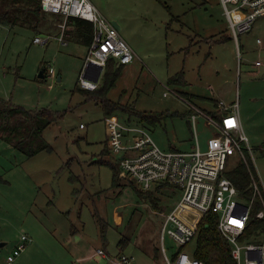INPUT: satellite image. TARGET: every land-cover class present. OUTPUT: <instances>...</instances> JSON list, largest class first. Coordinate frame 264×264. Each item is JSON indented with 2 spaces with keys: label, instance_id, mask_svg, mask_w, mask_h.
Masks as SVG:
<instances>
[{
  "label": "rangeland",
  "instance_id": "374dc122",
  "mask_svg": "<svg viewBox=\"0 0 264 264\" xmlns=\"http://www.w3.org/2000/svg\"><path fill=\"white\" fill-rule=\"evenodd\" d=\"M90 2L119 24L121 36L137 55L109 91L110 100L141 112L163 113L160 123L143 125L161 149L182 151L193 149L198 140L205 150L215 131L192 105L207 113L216 109L215 101L237 103L264 185V18L235 39L221 0ZM44 19L47 24L38 30L0 25V99L62 115L44 131L51 150L35 156L0 138V264H53L51 255L68 256L71 248L77 256L79 248L96 252L85 264H125L124 255L136 264H166L161 213L179 205L181 191L171 186L159 190L157 208L117 165L120 157L106 142L101 100L78 90L88 47L74 30L69 45L63 46L56 33L65 18ZM51 23L55 28L48 31ZM36 37L48 42L36 43ZM43 66L46 77L41 79ZM177 74L183 83L173 85L170 79ZM123 113L117 115L128 119ZM236 161L233 157L229 165ZM116 173L123 187L114 186ZM185 210L181 207L179 213ZM72 224L81 233L71 238ZM24 234L29 238L26 248L9 263ZM123 238L129 241L122 249ZM163 244L169 256L179 250L168 234Z\"/></svg>",
  "mask_w": 264,
  "mask_h": 264
},
{
  "label": "built area",
  "instance_id": "2783aa9c",
  "mask_svg": "<svg viewBox=\"0 0 264 264\" xmlns=\"http://www.w3.org/2000/svg\"><path fill=\"white\" fill-rule=\"evenodd\" d=\"M41 3L45 14L65 18V23L59 25L58 38L63 46L69 44L70 18H82L93 24L94 39L78 79L81 90H98L110 61L113 60L117 67L127 66L137 57L113 22L104 17L90 0H41ZM221 4L235 39L241 33L252 31L253 24L259 18H264V0H221ZM34 42L43 44L48 40L36 37ZM218 108L216 112L220 119L191 106L198 114L204 115L207 124L215 130L208 138L205 150H202L199 140L190 151L163 150L146 126L116 114L104 118L112 153L120 157L117 164L130 178L136 180L146 192L164 183L181 191L179 205L161 213L164 219L162 242L168 234L179 249L169 256L162 243L166 264H206L194 257L197 251L195 241L199 224L210 213L218 217V230L231 248L230 264H264V230H257L255 238L246 237L251 213L257 202L260 209L256 219L264 221V186L259 175L255 177L250 169L248 154L254 166L256 157L244 131L238 104L219 101ZM196 119L197 116L193 114V123ZM233 157L241 159L250 169L251 199L245 198L226 175ZM181 207L188 210L179 213ZM21 238L13 255L8 257L9 263L14 262L27 246L29 238L25 234ZM121 261L131 264L133 258L124 255Z\"/></svg>",
  "mask_w": 264,
  "mask_h": 264
},
{
  "label": "trees",
  "instance_id": "16d2710c",
  "mask_svg": "<svg viewBox=\"0 0 264 264\" xmlns=\"http://www.w3.org/2000/svg\"><path fill=\"white\" fill-rule=\"evenodd\" d=\"M44 15L47 14L42 10L41 0H0L1 26L4 25L13 29L18 25H23L33 30H38L40 26L42 27L48 22H44ZM69 23L73 26L74 34L79 42L89 48L94 39L93 24L82 18H70ZM108 64L103 76V86H100L96 91L81 90L79 87L78 90L91 99L101 100L103 109L106 112V117L114 116V114L117 115V112L122 111L124 112L123 114L128 117L129 121L136 122L140 125H143L145 121L152 125L160 123L165 117L163 113L154 114L146 111L141 112L136 110L133 105L127 107L116 101L112 102L110 100L108 93L115 85L117 78L121 75L124 66L117 67L113 60ZM113 67H117L115 71H112ZM44 74L46 77V72ZM182 81L183 78H181V74H177L170 79V83L173 85L182 84ZM214 101L215 100L212 102ZM218 106L219 101H215L216 110L219 109ZM207 113L220 119L216 111H207ZM61 117L62 115H57L45 109L36 111L28 110L21 105L19 106L12 103L10 100L0 99V138L4 142L6 141L8 144L13 145L18 151L23 152L28 157L35 156L40 151L51 150V145L47 143L44 138V131L61 119ZM106 142L110 150L107 139ZM107 153L109 155L108 150ZM102 154H104V152ZM260 154L264 155V151H262V153L260 152ZM248 157L249 167L255 177L258 178V171L255 169L250 154H248ZM250 169L241 159L237 160L234 165H229L226 169L227 177L247 199H251L253 195ZM120 181L121 179L116 173L114 176V186L120 185ZM120 186L123 187V185ZM166 186L170 185L164 183L154 190L141 192L145 194L146 199H151L155 207L160 208V200L156 194ZM259 209L260 203L257 202L251 213L252 219L246 230V237L255 238L257 236V230H264V221L258 218L256 219V214ZM127 240V238H123L120 241L119 244L122 246V249L127 245ZM195 245L197 251L194 257L204 261L206 264L232 263L231 248L228 241L224 239L218 230V217L215 214L210 213L206 215L199 224Z\"/></svg>",
  "mask_w": 264,
  "mask_h": 264
},
{
  "label": "crops",
  "instance_id": "0c3cea01",
  "mask_svg": "<svg viewBox=\"0 0 264 264\" xmlns=\"http://www.w3.org/2000/svg\"><path fill=\"white\" fill-rule=\"evenodd\" d=\"M49 16H54V18L56 17L57 19H59V17L60 16H56V15H50L49 14ZM62 18V17H61ZM53 25V23H51L50 25H49V27L47 28V30L49 31L50 29H52V28H55L54 26H52ZM68 26H69V29H68V34L73 30V26L72 25H70V23L68 24ZM53 31H54V29H53ZM55 31H56V29H55ZM50 33V32H49ZM56 35H59L58 33H56ZM70 35L71 34H69V37H70ZM69 42H70V39H69ZM69 45V44H68ZM68 45H65V46H68ZM84 59H85V57H84ZM84 59H83V62H84ZM125 67V66H124ZM123 67V68H124ZM213 112H215L216 111V109L215 110H212ZM241 117V116H240ZM262 183V182H261ZM264 186V185H263ZM73 225V224H72ZM73 228H76L75 230L73 229ZM73 228L70 230L71 231V235H70V237L72 238V236L73 235H75V234H77V233H79L80 232V230L75 226V225H73ZM81 233V232H80ZM18 245V244H17ZM77 248H79L80 246H76ZM78 256L73 252V248H71L70 250H69V255L68 256H62V255H58V253H55V256H54V254L53 255H51V257H53V264H85V263H87V260H89V259H91L93 256H95V254H96V252H93V253H91L89 250H88V253L86 252V251H84L83 250V248H79L78 249ZM99 253L101 254V255H103V256H106L107 254H106V252H104V251H100L99 250ZM133 264H136V263H133Z\"/></svg>",
  "mask_w": 264,
  "mask_h": 264
},
{
  "label": "water",
  "instance_id": "95a60500",
  "mask_svg": "<svg viewBox=\"0 0 264 264\" xmlns=\"http://www.w3.org/2000/svg\"><path fill=\"white\" fill-rule=\"evenodd\" d=\"M113 25L117 28V30H120V26L116 21H113ZM101 70V69H100ZM45 67L43 66L38 74V77L43 79L45 77ZM0 246H3V244H0Z\"/></svg>",
  "mask_w": 264,
  "mask_h": 264
}]
</instances>
